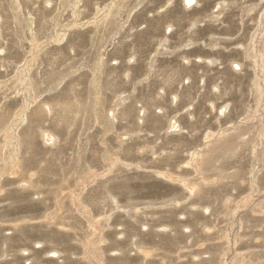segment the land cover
Wrapping results in <instances>:
<instances>
[{"label":"rangeland","instance_id":"rangeland-1","mask_svg":"<svg viewBox=\"0 0 264 264\" xmlns=\"http://www.w3.org/2000/svg\"><path fill=\"white\" fill-rule=\"evenodd\" d=\"M182 1L0 0V264H264V0Z\"/></svg>","mask_w":264,"mask_h":264},{"label":"bare ground","instance_id":"bare-ground-1","mask_svg":"<svg viewBox=\"0 0 264 264\" xmlns=\"http://www.w3.org/2000/svg\"><path fill=\"white\" fill-rule=\"evenodd\" d=\"M182 2H184L183 4H184V7L185 8H190L191 6H197L196 4H199L200 3V0H183ZM221 2V1H220ZM222 3V2H221ZM220 3V4H221ZM170 3L168 2L167 3V5H169ZM219 4V5H220ZM223 5H225L224 4V2L222 3ZM201 5V4H200ZM223 5H222V7H223ZM216 6V5H215ZM221 6V5H220ZM197 8V7H196ZM217 9H219V8H217ZM223 9V8H222ZM99 10V9H98ZM202 10V9H201ZM215 11V10H214ZM221 13V12H220ZM216 15H218V14H216ZM220 15V14H219ZM200 18V17H199ZM212 19V18H211ZM200 22V21H199ZM201 23V22H200ZM166 27H168V25H166ZM169 28H170V31L172 30V27L171 26H169ZM169 28H168V30H169ZM256 34V33H255ZM189 35V34H188ZM83 36V35H82ZM92 37V36H91ZM236 63V62H235ZM187 64V63H186ZM239 65V64H238ZM94 66V65H93ZM97 66V65H96ZM241 68V66L239 65V69ZM140 72V71H139ZM171 74V73H170ZM100 76V75H99ZM116 79V78H115ZM109 80V79H108ZM162 81V80H161ZM143 92V91H142ZM72 98V97H71ZM173 98V97H172ZM55 101V100H54ZM59 102V101H58ZM72 102V101H71ZM97 102V101H96ZM149 102V101H148ZM35 103V102H34ZM60 103V102H59ZM73 103V102H72ZM102 103V102H101ZM54 104H56V103H54ZM70 103L68 102V103H64V102H61L60 104H58L57 106H59V109L61 108V110H59V113H60V115H61V120H62V118L64 119V117H65V115H66V113H68L67 111H70V110H68L69 109V107H70V105H69ZM82 104V103H81ZM130 104H132V103H130ZM130 104H129V107H130ZM76 105V104H75ZM74 105V106H75ZM104 105V104H103ZM102 105V106H103ZM147 107V106H146ZM84 108V107H83ZM118 108V107H117ZM122 108V107H121ZM132 108H134V107H132ZM50 109V108H49ZM74 109V108H73ZM72 109V110H73ZM103 109V108H102ZM123 109V108H122ZM51 110V109H50ZM52 110H54V112H57V110H56V105H55V108L54 107H52ZM36 111H37V109H36ZM117 111V110H116ZM33 112H35V110H33ZM37 112H39V111H37ZM117 113H118V111H117ZM116 113V114H117ZM121 113H122V110H121ZM124 113V112H123ZM38 114V113H37ZM53 114V113H52ZM56 114V113H55ZM69 114V113H68ZM106 114H108V112L106 113ZM119 114V113H118ZM126 114V113H125ZM124 114V115H125ZM128 114V113H127ZM51 115V114H50ZM30 116V115H29ZM28 116V117H29ZM36 116V115H35ZM38 116H39V114H38ZM114 116V115H113ZM112 116V117H113ZM120 116V115H119ZM128 116V115H127ZM126 116V117H127ZM58 118H59V116H57ZM111 117V118H112ZM115 117V116H114ZM122 117V116H121ZM121 117H119V119H122ZM33 118V117H32ZM57 118V119H58ZM124 118V117H123ZM69 119V118H68ZM114 120H116V118H113ZM112 119V120H113ZM118 119V118H117ZM25 120V119H24ZM23 120V121H24ZM52 120H53V118H52ZM66 120V119H65ZM30 121H31V119H30ZM27 122V121H26ZM32 122V121H31ZM115 122V121H114ZM155 122V121H154ZM176 122V121H175ZM156 124V123H155ZM73 127V126H72ZM173 127H175V128H177L178 129V125H174ZM129 128V127H128ZM230 128V127H229ZM29 130V129H28ZM24 132H26V130L24 131ZM69 132V131H68ZM221 133V132H220ZM43 139L45 138V139H47V141H49L50 142V140L51 141H53V143L55 142L54 140H55V137H54V135L51 133V132H49V131H44L43 132ZM22 137V136H21ZM168 139H169V137H168ZM26 140V139H25ZM14 141V140H13ZM170 142V141H169ZM44 144H45V141L43 142ZM45 145H48V144H45ZM118 149V148H117ZM144 151V150H143ZM199 151V150H198ZM175 152V151H174ZM163 162V161H162ZM189 171V170H188ZM54 173V172H53ZM159 174V173H158ZM11 175H13V174H11ZM34 174H31L30 176L32 177ZM164 175V174H163ZM9 176H10V174H9ZM79 176V175H78ZM80 177H81V175H80ZM107 177V176H106ZM114 177V176H113ZM112 178V177H111ZM111 178H107L109 181L111 180ZM167 178V177H166ZM213 180L212 181H216L217 179L216 178H212ZM107 180V181H108ZM116 180V179H115ZM60 181V180H59ZM66 181V180H65ZM75 181V180H74ZM103 181V180H102ZM119 181V180H118ZM187 181V180H186ZM206 181V180H205ZM4 182V181H3ZM57 182V181H56ZM117 182V181H116ZM183 182V181H182ZM61 183V182H60ZM25 184V185H24ZM23 185V187H27L28 186V183H24ZM84 185V184H83ZM83 185H80V186H83ZM114 185V184H113ZM1 187V186H0ZM118 187H119V185H118ZM186 187V186H185ZM246 187V186H245ZM144 188V187H143ZM9 189V188H8ZM207 189V188H206ZM93 190H94V188H93ZM83 191V190H82ZM108 191H110V190H108ZM107 191V192H108ZM17 192V191H16ZM112 192V191H111ZM96 193V192H95ZM111 195H112V193H111ZM117 195V194H116ZM102 196V195H101ZM15 197V196H14ZM117 198V197H116ZM116 198H113L114 200L116 199ZM109 199V198H108ZM90 200V199H89ZM218 201V200H217ZM115 202H116V200H115ZM142 203H143V201H142ZM111 204H112V202H111ZM115 205V204H114ZM142 205V204H141ZM113 206V205H112ZM129 206V205H128ZM102 208V207H101ZM105 211V210H104ZM33 213H34V211H33ZM33 215V214H32ZM147 216V215H146ZM188 217V216H187ZM5 219V218H4ZM46 219V218H45ZM52 220V219H51ZM195 223V222H194ZM58 224V223H57ZM48 225V224H47ZM96 231V230H95ZM225 233V232H224ZM109 235V234H108ZM78 236V235H77ZM137 235H135L134 237H136ZM137 239V238H136ZM202 239V238H201ZM133 241H134V239H132ZM145 240V239H144ZM112 241V240H111ZM143 241V240H142ZM144 242V241H143ZM142 242V243H143ZM102 243V242H101ZM133 243H137V245L138 244H140V243H138V241H134ZM145 243V242H144ZM129 244H131V243H129ZM146 244V243H145ZM35 245V244H34ZM103 244H101V246H102ZM226 246V245H225ZM136 247V246H135ZM142 247H144V244H143V246ZM53 250V249H52ZM52 250H49V251H51V253H50V256H53V257H57L56 255L58 254L56 251H52ZM139 252H143L142 254L143 255H146L147 256V254H145V250H143V249H140V248H138L137 249ZM23 251H25V250H23ZM22 251V252H23ZM192 252V251H191ZM46 253H48V252H46ZM42 255V254H41ZM80 255V254H79ZM139 255V254H138ZM149 255V254H148ZM101 256V255H100ZM60 257V256H59ZM193 257V256H192ZM146 258V257H145ZM58 259H60V258H58ZM260 260V259H259ZM125 261V260H124ZM59 264V263H58ZM188 264V263H187ZM259 264V263H258Z\"/></svg>","mask_w":264,"mask_h":264},{"label":"crops","instance_id":"crops-1","mask_svg":"<svg viewBox=\"0 0 264 264\" xmlns=\"http://www.w3.org/2000/svg\"><path fill=\"white\" fill-rule=\"evenodd\" d=\"M168 29V28H167ZM172 30H173V28H172ZM172 30H171V32H172ZM145 110H147V109H145ZM149 110V109H148ZM169 125V124H168Z\"/></svg>","mask_w":264,"mask_h":264}]
</instances>
